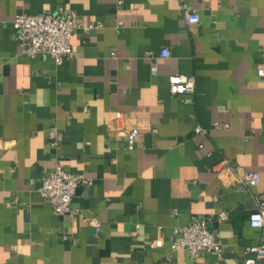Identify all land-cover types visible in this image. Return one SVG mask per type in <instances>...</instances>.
I'll list each match as a JSON object with an SVG mask.
<instances>
[{"label": "crops", "instance_id": "obj_1", "mask_svg": "<svg viewBox=\"0 0 264 264\" xmlns=\"http://www.w3.org/2000/svg\"><path fill=\"white\" fill-rule=\"evenodd\" d=\"M66 9L98 23L72 31L74 56L20 53L16 13ZM257 67L264 0H0V264H243L264 234L247 222L264 197ZM173 73L192 76L193 91L169 93ZM122 127L138 133L129 141ZM55 165L91 179L71 212L34 191ZM250 171L255 185L235 181ZM195 217L218 233L220 256L170 250L172 228Z\"/></svg>", "mask_w": 264, "mask_h": 264}, {"label": "built area", "instance_id": "obj_2", "mask_svg": "<svg viewBox=\"0 0 264 264\" xmlns=\"http://www.w3.org/2000/svg\"><path fill=\"white\" fill-rule=\"evenodd\" d=\"M187 23H195L197 15L184 11ZM120 21L117 22V25ZM98 23L83 25L80 17L72 10H60L54 13L26 14L16 13L11 20V27L15 33V39L20 53L32 58L37 55H48L55 64H60L63 59L74 56L70 47V35L76 29H90L97 27ZM165 48L159 50V56L165 57ZM150 73H155L154 66H150ZM256 75L264 79V69L257 67ZM168 91L171 94H182L192 92L194 87L193 77L180 73H173L167 76ZM122 117V113L116 111L114 119ZM225 125H221L224 127ZM130 141L138 133L136 127H129L118 130ZM195 133H204L205 129L195 126ZM48 143L55 146L58 143L57 131L54 126L47 131ZM235 181L245 188L253 186L258 181V174L254 171L245 172L235 177ZM32 183V182H31ZM30 183V184H31ZM91 179L81 173H71L55 165L50 171L39 178V184L34 187L36 194L46 199L51 209L56 214L71 212V200L76 189L88 185ZM73 212H77L73 210ZM218 220H224L226 213L220 211L217 214ZM95 229H99V221L91 219ZM248 225L252 228L264 231V197H254L253 207L247 217ZM151 246L159 245L158 239H152ZM169 248L174 251L183 249L190 258H195L202 252L213 253L216 256L222 254V244L218 240V233L209 229V221L204 217H195L180 227H173L169 237ZM247 256L243 264H256L264 257V234H261L256 244L245 248Z\"/></svg>", "mask_w": 264, "mask_h": 264}]
</instances>
